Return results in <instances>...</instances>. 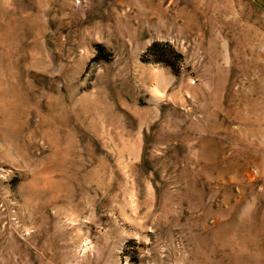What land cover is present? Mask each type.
Returning a JSON list of instances; mask_svg holds the SVG:
<instances>
[{"label":"rangeland","instance_id":"1","mask_svg":"<svg viewBox=\"0 0 264 264\" xmlns=\"http://www.w3.org/2000/svg\"><path fill=\"white\" fill-rule=\"evenodd\" d=\"M0 264H264V0H0Z\"/></svg>","mask_w":264,"mask_h":264}]
</instances>
